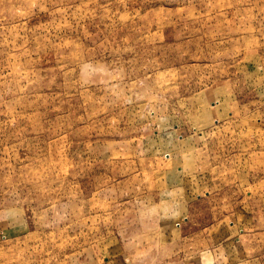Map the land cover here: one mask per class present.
Instances as JSON below:
<instances>
[{
	"label": "rangeland",
	"instance_id": "1",
	"mask_svg": "<svg viewBox=\"0 0 264 264\" xmlns=\"http://www.w3.org/2000/svg\"><path fill=\"white\" fill-rule=\"evenodd\" d=\"M0 264H264V0H0Z\"/></svg>",
	"mask_w": 264,
	"mask_h": 264
}]
</instances>
